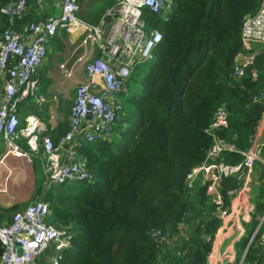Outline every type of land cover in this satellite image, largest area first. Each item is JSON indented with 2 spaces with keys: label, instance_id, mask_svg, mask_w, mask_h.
<instances>
[{
  "label": "trees",
  "instance_id": "trees-1",
  "mask_svg": "<svg viewBox=\"0 0 264 264\" xmlns=\"http://www.w3.org/2000/svg\"><path fill=\"white\" fill-rule=\"evenodd\" d=\"M9 1L0 0V7ZM172 1L165 15L142 12L146 26L157 28L162 39L140 90L128 100L138 113L136 125H122L111 141L82 148L94 183L58 185L43 196L49 222L72 234L58 264H206L220 219L204 186L188 187L186 175L205 158L213 141L206 130L219 106L229 113V127L215 132L220 138L245 149L255 133L264 104L252 101L259 85L251 69L263 68L264 52L241 79L233 67L243 17L260 0ZM3 20L0 14V28ZM225 154L227 161L240 159L239 153ZM230 184L229 178L222 182L224 208ZM255 207L262 209L264 202ZM183 217L186 231L193 227L188 237L179 234ZM250 224L256 228L258 220ZM153 231L169 242L152 237ZM253 231L239 243L242 251ZM258 238L259 232L242 264H264Z\"/></svg>",
  "mask_w": 264,
  "mask_h": 264
},
{
  "label": "built area",
  "instance_id": "built-area-1",
  "mask_svg": "<svg viewBox=\"0 0 264 264\" xmlns=\"http://www.w3.org/2000/svg\"><path fill=\"white\" fill-rule=\"evenodd\" d=\"M27 2L10 0L0 7V13L6 20V27L0 32V142H4L0 165L8 156L25 157L31 161L33 154L42 162L47 187L69 183L92 184L95 181L94 174L80 151L86 144L98 140L111 141L116 136L115 126L124 111V105L117 97L125 91L136 66L153 60L154 49L162 39L157 28L146 26L142 17L143 9L160 13L169 6V1L116 0L99 23L93 24L78 14V0H60L58 15H52L41 23L31 22L20 33L15 29V24L25 15ZM37 4L41 6L40 0ZM58 31L80 34V39L73 45V60L74 64H86L84 80L77 83L74 89L69 128L58 141H54L43 133V124L34 114H28L25 124L20 125L19 103L30 96H35L38 103L45 100L43 95L37 94L38 83L34 75L45 59L46 42ZM240 41L241 51L238 54L242 55V59L235 61L233 67L236 79H241L246 68L251 65L255 57L254 45L264 47V0H260L254 13L243 17ZM88 44L97 47L101 54L96 57H90L85 51L81 55L76 54ZM64 67L65 63H61L60 68ZM252 77H257L254 71ZM263 100L264 89L252 96L253 102ZM228 127L229 113L221 105L214 111L206 130L212 135L213 141L205 158L186 175L187 186L191 188L196 182L204 186L210 202L215 205L220 225L211 241H241L246 235L244 223L251 222V214L255 210L254 204L248 200L255 165L257 162L264 165V139H261L264 121H258L255 133L245 149H238L234 143L215 133ZM236 137V133L231 135V139ZM21 141L27 145V151L22 149ZM226 151L239 153L240 159L227 161ZM235 176L238 177L237 187L229 190ZM228 178L231 184L226 191L230 201L229 206L224 208L222 182ZM49 214V204L36 200L24 209L15 211L8 223L0 225V264H34L50 246L56 252L51 263H59V255L70 246L72 234L49 222ZM186 225L183 217L178 223L180 235L186 233ZM257 232L262 245L264 212L249 241L254 239ZM151 235L166 244L169 242V237L160 235L159 231H153ZM219 262L212 253L208 254L206 264Z\"/></svg>",
  "mask_w": 264,
  "mask_h": 264
},
{
  "label": "crops",
  "instance_id": "crops-1",
  "mask_svg": "<svg viewBox=\"0 0 264 264\" xmlns=\"http://www.w3.org/2000/svg\"><path fill=\"white\" fill-rule=\"evenodd\" d=\"M37 2L38 0H28V9L25 15L18 19L15 24V29L18 32L22 33L23 27L31 22L41 23L50 16L60 13V0H40L41 6ZM78 2L80 5L78 13L80 17L90 23L97 24L107 9L115 4L116 0H78ZM172 2L171 0L170 6H166L160 14L164 12L162 15H165L171 8ZM3 18L4 22L0 28V32L6 26L5 17L3 16ZM24 36L25 38H29V36ZM79 37V33L66 34L63 31H58L48 39L46 42L45 59L34 75L38 83L37 94L43 95L45 100L38 103L36 97L33 96L32 98L30 97L31 99L28 98L25 102L21 101L19 103L20 125L25 124V118L28 114H34L43 124V133L49 135L54 141H58L69 128V114L74 98V89L77 83L84 80L85 76L86 62L74 64L73 60L75 58L73 55V45L77 43L80 39ZM84 51L90 57H96L101 54L97 47L90 44L85 49L80 48L76 54L81 55ZM254 51L256 57L258 54L264 52V47L256 45L254 46ZM241 59L242 55L237 54L235 61H241ZM61 63H65L63 69L60 68ZM253 71L257 74L256 82L259 86L256 93H258L264 89V65L260 71L251 69V74ZM67 72H70L69 76ZM131 106L133 107V105ZM122 114H124V111ZM136 115L138 119L137 110ZM260 119L264 121V108L260 113ZM126 126L128 127L129 125ZM117 132L118 129L116 130V134ZM261 133V139L263 140L264 128ZM20 145L21 147L24 146V148L22 147L24 150L28 148L23 141L20 142ZM3 151L4 142L1 141L0 156ZM80 155L85 157L82 151H80ZM39 162L40 165H37L33 160L28 161L25 157L8 156L0 165V225L8 223L15 211L24 209L29 203L36 200L45 201L43 196L46 191L55 187H47L45 184L42 162L40 160ZM258 164L259 162L256 163L255 170ZM37 170L41 172L40 175H38ZM66 185H80V183H69ZM12 210L15 211L13 212ZM239 243L241 241H212L209 253H212L219 259V264H237L239 255L241 257L242 252H244ZM54 254L50 257L41 255L34 264H51V258Z\"/></svg>",
  "mask_w": 264,
  "mask_h": 264
},
{
  "label": "rangeland",
  "instance_id": "rangeland-1",
  "mask_svg": "<svg viewBox=\"0 0 264 264\" xmlns=\"http://www.w3.org/2000/svg\"><path fill=\"white\" fill-rule=\"evenodd\" d=\"M168 1H169V6H170L171 0H168ZM254 46H256V45H254ZM150 65H151V62L139 63L136 66L135 71L130 76V78L126 84L125 91L121 92L118 95V99L124 105V114L121 115V120L117 122V124L115 126V131L117 129H119L124 124L132 126V127H134L136 125V123H137L136 110L128 103L129 102L128 100H129L131 93L138 92L140 90L142 79L147 74V72L150 68ZM30 97L32 98L33 96H30ZM125 113H126V116H125ZM31 156H32L33 162L36 163L37 165H40V162H39V159L37 158V156H35L33 154H31ZM256 170H255L254 178H253V181L251 184L250 192L248 193L249 202L252 201L255 206L262 204V201L264 202V165L259 163L257 165ZM37 173H38V175H40L41 172H39V170H37ZM260 191L263 193L262 195L259 194ZM263 212H264V207L262 209H257L255 207V210L251 214L253 221L259 220V218ZM244 228L248 233H250L251 231H253L255 229L252 226V224H250V223H244ZM192 230H193V227L188 228L186 233L183 236L187 235L186 237H188L189 232H191ZM54 252H55L54 247L50 246L49 248H47L45 250V252L43 253L42 256L45 255V256L50 257L54 254ZM242 256H243V253H242ZM241 257L238 258L237 264H239Z\"/></svg>",
  "mask_w": 264,
  "mask_h": 264
},
{
  "label": "water",
  "instance_id": "water-1",
  "mask_svg": "<svg viewBox=\"0 0 264 264\" xmlns=\"http://www.w3.org/2000/svg\"><path fill=\"white\" fill-rule=\"evenodd\" d=\"M226 147H228V145H226ZM237 181H238V177L235 176V177L233 178V183H232L231 187L229 188V190H233V189H235V188L237 187ZM158 241H159V240H158ZM250 243H251V241L248 242V244H247V246H246V249H245V253H244V255L242 256L241 261H243L244 256H245V254H246V252H247V250H248V247H249ZM257 248H258V250H259L260 252H262V247H261V245H259Z\"/></svg>",
  "mask_w": 264,
  "mask_h": 264
},
{
  "label": "bare ground",
  "instance_id": "bare-ground-1",
  "mask_svg": "<svg viewBox=\"0 0 264 264\" xmlns=\"http://www.w3.org/2000/svg\"><path fill=\"white\" fill-rule=\"evenodd\" d=\"M28 98H29V97H28ZM28 98H27V99H28ZM25 101H26V100H25ZM25 101H24V102H25ZM24 102H23V103H24ZM23 125H24V124H23ZM23 125H22V126H23ZM23 143H24V142H23ZM22 147L24 148V146H22ZM27 149H28V148H27ZM27 149H26V150H27ZM25 177H26V176H25ZM66 248H67V247H66ZM62 251H63V250H62Z\"/></svg>",
  "mask_w": 264,
  "mask_h": 264
}]
</instances>
